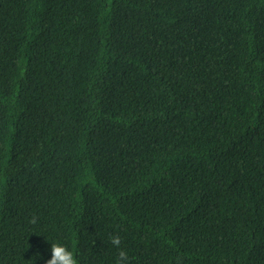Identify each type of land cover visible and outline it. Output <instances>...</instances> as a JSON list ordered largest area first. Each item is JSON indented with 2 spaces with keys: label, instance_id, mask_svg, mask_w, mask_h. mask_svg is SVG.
Returning a JSON list of instances; mask_svg holds the SVG:
<instances>
[{
  "label": "trees",
  "instance_id": "1",
  "mask_svg": "<svg viewBox=\"0 0 264 264\" xmlns=\"http://www.w3.org/2000/svg\"><path fill=\"white\" fill-rule=\"evenodd\" d=\"M55 215L79 264H264V0H0V264Z\"/></svg>",
  "mask_w": 264,
  "mask_h": 264
},
{
  "label": "clouds",
  "instance_id": "2",
  "mask_svg": "<svg viewBox=\"0 0 264 264\" xmlns=\"http://www.w3.org/2000/svg\"><path fill=\"white\" fill-rule=\"evenodd\" d=\"M10 199L11 195L6 198L7 201ZM27 213H29V210L22 213L20 220H27ZM52 219L62 222V225H60V234L51 242L45 243L40 247L47 249L42 259V263L79 264L74 253L66 246L73 245L75 253L78 256H82L83 252L91 251L93 249V245L84 244V241L81 243L78 241V234H81L83 240L88 238V234L83 232L82 227V223L85 222V219L81 216H68L66 218H62L57 215L52 216ZM31 222L35 223V217ZM26 230L35 231V228L29 221L27 222ZM109 243H111V245L118 250L116 264H130L128 253L121 247V238L118 235H114L111 237Z\"/></svg>",
  "mask_w": 264,
  "mask_h": 264
}]
</instances>
